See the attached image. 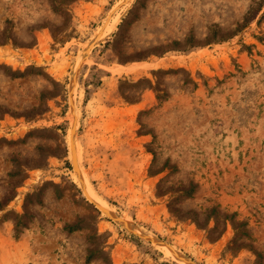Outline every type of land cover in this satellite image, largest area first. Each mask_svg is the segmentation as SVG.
Returning <instances> with one entry per match:
<instances>
[{"label":"rangeland","instance_id":"obj_1","mask_svg":"<svg viewBox=\"0 0 264 264\" xmlns=\"http://www.w3.org/2000/svg\"><path fill=\"white\" fill-rule=\"evenodd\" d=\"M0 264H264V0H0Z\"/></svg>","mask_w":264,"mask_h":264},{"label":"bare ground","instance_id":"obj_2","mask_svg":"<svg viewBox=\"0 0 264 264\" xmlns=\"http://www.w3.org/2000/svg\"><path fill=\"white\" fill-rule=\"evenodd\" d=\"M114 11H115V10H114ZM117 12H118V10L116 11V13H117ZM117 16H118V15L114 16L112 19H109L110 22L108 21V22H107V26L105 25V29H103V34H104V32H106V31L108 30L109 25L111 24V21L115 22ZM101 35H102V34H101ZM100 37H101V36H100ZM73 111H74V110H73ZM71 119H72V121H73V115L71 116ZM81 172H82V171H81ZM76 177H77V176H76ZM93 197H94V200L96 201V203H98L101 207H103L104 209H109V207H108L106 204H101V202H99L98 199L95 198V196H93ZM168 252H169V251H168Z\"/></svg>","mask_w":264,"mask_h":264}]
</instances>
